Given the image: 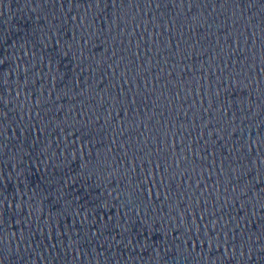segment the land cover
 Masks as SVG:
<instances>
[{"label": "water", "instance_id": "95a60500", "mask_svg": "<svg viewBox=\"0 0 264 264\" xmlns=\"http://www.w3.org/2000/svg\"><path fill=\"white\" fill-rule=\"evenodd\" d=\"M0 264H264V0H0Z\"/></svg>", "mask_w": 264, "mask_h": 264}]
</instances>
